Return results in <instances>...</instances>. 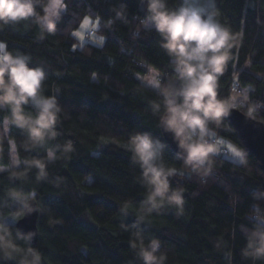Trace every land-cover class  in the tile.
Listing matches in <instances>:
<instances>
[{
  "label": "trees",
  "instance_id": "16d2710c",
  "mask_svg": "<svg viewBox=\"0 0 264 264\" xmlns=\"http://www.w3.org/2000/svg\"><path fill=\"white\" fill-rule=\"evenodd\" d=\"M45 2L37 0V13ZM181 2L166 0V5L176 9ZM66 5L56 31L44 32L42 39L34 18L0 27L9 51L29 56L30 67L43 69V94L54 96L61 109L57 136L37 147H25L23 130L11 125L5 130L9 113L0 110V165H10L0 171V223L14 237H25L11 215L20 209L9 196L15 190L31 193L38 202L37 241L17 243L38 251L40 264H143L130 243L136 232L145 245L160 241L164 264H264V257L243 255L245 230L259 223L253 214H264V171L231 121L224 117L210 127L243 147L244 164L215 152L192 170L183 152H174L162 135L164 97L142 77L154 67L162 86L179 87V79L163 37L151 22L142 23L148 18L147 0H66ZM214 7L222 25L242 33L218 82V97H229L236 84L240 91L246 88L247 103L260 105L256 119L264 121V0H214ZM87 15L98 19L89 34L102 35L100 43L80 42L73 33ZM247 103L240 109L244 113ZM26 111L33 112L32 106ZM137 133L159 141L162 164L177 169L168 180L171 188L183 189V214L168 205L149 211L140 166L126 147ZM9 139L21 160L15 167ZM69 142L71 151L64 152ZM49 150L56 157L52 161ZM31 159L45 162V178L23 163ZM142 214L145 219L139 221ZM0 264L17 261L0 258Z\"/></svg>",
  "mask_w": 264,
  "mask_h": 264
},
{
  "label": "clouds",
  "instance_id": "9594fccd",
  "mask_svg": "<svg viewBox=\"0 0 264 264\" xmlns=\"http://www.w3.org/2000/svg\"><path fill=\"white\" fill-rule=\"evenodd\" d=\"M36 3L37 0H0V27L34 18L41 28V39L44 32L54 33L57 21L67 9L66 0H46L42 14L37 13ZM147 13V21L142 23L150 21L163 37V47L174 60L179 87L171 84L162 86L159 70L154 67L142 79L162 93L165 109L160 123L172 133L184 154V164L196 170L207 164L211 155L218 150L217 143L212 139L215 132L210 125H218L233 109H242L249 100L246 88L243 91L233 89L227 98L218 97V82L229 61L234 59L232 49L240 46L242 33L233 32L218 21L214 0H182L176 9H169L166 0H147ZM121 15L122 11L117 13V16ZM29 61V56L14 54L8 50L6 43L0 41V110L6 109L9 113L3 118L4 129L7 130L11 125L23 130L28 140L25 147H37L57 136L55 126L61 109L54 96L43 94V69L30 67ZM28 105L32 106L33 112L26 111ZM259 106L247 103L245 115L256 119ZM8 143L11 165L18 166L21 160L16 155V144L11 139ZM126 147L140 166L141 180L147 189L149 211L168 205L174 207L178 215L183 214V189H173L169 185L168 178L177 169L162 164L163 145L148 134L137 133L129 138ZM63 150L71 151V142L65 144ZM233 155L241 164L246 163V153L241 148L234 147ZM55 158L54 152L49 150L47 160ZM23 163L38 169L39 179L46 177L43 160H24ZM5 167L0 165V171H4ZM9 196L20 205L18 211L11 213L13 219L33 211L29 203L33 199L31 193L12 190ZM127 207L125 204L121 210ZM253 215L259 223L245 230L247 246L243 255L260 259L264 257V214L257 210ZM144 219V214L138 217L139 221ZM31 235L29 233L21 237L18 233L14 237L9 227L0 223V258L16 260L17 264H40L41 255L38 251L17 243L21 238L30 240ZM134 237L130 243L134 249H138L143 264H164L166 255L160 252L158 239L153 238L145 245L139 232L134 233Z\"/></svg>",
  "mask_w": 264,
  "mask_h": 264
},
{
  "label": "water",
  "instance_id": "95a60500",
  "mask_svg": "<svg viewBox=\"0 0 264 264\" xmlns=\"http://www.w3.org/2000/svg\"><path fill=\"white\" fill-rule=\"evenodd\" d=\"M226 117L236 128L247 151L255 155L260 163V167L264 171V121L248 118L240 109H233ZM160 128L166 143L174 152L180 153L181 150L178 148L172 133L166 131L161 123ZM29 203L33 211L16 219L14 224L17 230L24 236L31 233L30 240L36 242L38 238L37 217L39 207L34 196Z\"/></svg>",
  "mask_w": 264,
  "mask_h": 264
},
{
  "label": "rangeland",
  "instance_id": "374dc122",
  "mask_svg": "<svg viewBox=\"0 0 264 264\" xmlns=\"http://www.w3.org/2000/svg\"><path fill=\"white\" fill-rule=\"evenodd\" d=\"M97 25H98V19L97 18H93L90 15H87V16L84 17V19L82 20V22L80 23V25L73 31V33L78 38V40L80 42H84V41L87 40V41H91V42L100 43L104 39V37L102 35H99L96 32L93 33V34H89V31L91 29L92 30H95L96 27H97ZM145 25L146 26H149L150 25V21L148 23H146ZM0 41H3V40L0 39ZM148 74H149V72L146 73L145 76L148 75ZM143 82L145 83L144 80H143ZM234 89H236V88H234ZM227 144H228L229 152L226 155L228 157H230L231 159L238 160V158H236L233 155V148L234 147H238V148H241L243 150V147H241L239 144H237L236 142L231 141V140H227ZM5 166H7V167H5V169H6L10 165H5Z\"/></svg>",
  "mask_w": 264,
  "mask_h": 264
},
{
  "label": "built area",
  "instance_id": "2783aa9c",
  "mask_svg": "<svg viewBox=\"0 0 264 264\" xmlns=\"http://www.w3.org/2000/svg\"><path fill=\"white\" fill-rule=\"evenodd\" d=\"M89 32L91 33L92 30ZM234 88L239 90V86L237 84L234 86ZM212 139L217 143V154L226 155L229 152L227 140L225 138H222L217 132H215V136Z\"/></svg>",
  "mask_w": 264,
  "mask_h": 264
}]
</instances>
